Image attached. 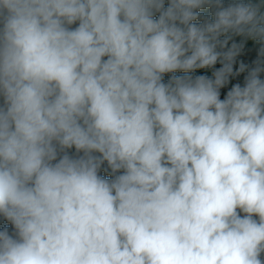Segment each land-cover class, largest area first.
Segmentation results:
<instances>
[{"label": "clouds", "instance_id": "obj_1", "mask_svg": "<svg viewBox=\"0 0 264 264\" xmlns=\"http://www.w3.org/2000/svg\"><path fill=\"white\" fill-rule=\"evenodd\" d=\"M0 264H264V0H0Z\"/></svg>", "mask_w": 264, "mask_h": 264}, {"label": "trees", "instance_id": "obj_2", "mask_svg": "<svg viewBox=\"0 0 264 264\" xmlns=\"http://www.w3.org/2000/svg\"><path fill=\"white\" fill-rule=\"evenodd\" d=\"M72 151H74V149H73ZM101 175H105V176H106V178H109V179H111V176H110V175H108L107 173L101 172Z\"/></svg>", "mask_w": 264, "mask_h": 264}]
</instances>
